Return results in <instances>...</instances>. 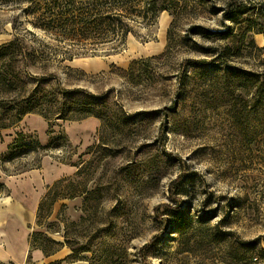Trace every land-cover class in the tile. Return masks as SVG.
<instances>
[{
  "label": "rangeland",
  "instance_id": "rangeland-1",
  "mask_svg": "<svg viewBox=\"0 0 264 264\" xmlns=\"http://www.w3.org/2000/svg\"><path fill=\"white\" fill-rule=\"evenodd\" d=\"M3 1L0 43L16 33L43 47L28 69L54 76L46 87L110 95L119 125L28 113L1 130L41 143L62 130L71 146L3 164L27 214L37 202L22 225L30 257L11 262L9 250L0 264H264V0H177L175 18L161 11L71 60L29 23L28 4ZM48 186L57 198L38 213ZM9 195L0 183V209ZM34 230L46 254L30 249Z\"/></svg>",
  "mask_w": 264,
  "mask_h": 264
},
{
  "label": "trees",
  "instance_id": "trees-1",
  "mask_svg": "<svg viewBox=\"0 0 264 264\" xmlns=\"http://www.w3.org/2000/svg\"><path fill=\"white\" fill-rule=\"evenodd\" d=\"M8 1L12 0L3 2ZM16 1L28 4V11L25 12L31 15L29 23L33 27L49 34L58 43L69 46L61 49L67 54L65 58L68 60L73 55L122 43L129 34H135L136 27L154 24L161 11L167 10L175 18L177 4V0ZM169 42L168 33L167 47ZM39 50L42 54L43 47L30 44L24 35L16 33L11 39L0 43V132L15 126L28 113L40 115L49 126L53 120L56 122L93 116L100 120L102 129L113 131L119 123L114 109L115 102L110 99V95L96 94L83 87H46L45 83L50 82L54 76L38 75L28 69L34 66ZM67 146L71 145L62 130L50 135L45 144L40 142L34 132L17 131L6 150L0 154V168L6 171L3 166L5 162ZM178 180L172 181V184ZM52 188L48 186L39 201L38 213L44 209L46 202L56 200L57 193L52 195ZM29 237L30 249H40L46 254L45 249L35 245V242L42 239L39 232L34 230Z\"/></svg>",
  "mask_w": 264,
  "mask_h": 264
},
{
  "label": "crops",
  "instance_id": "crops-1",
  "mask_svg": "<svg viewBox=\"0 0 264 264\" xmlns=\"http://www.w3.org/2000/svg\"><path fill=\"white\" fill-rule=\"evenodd\" d=\"M1 134V133H0ZM13 140V137L9 140H4L0 135V154L6 150L7 145ZM45 144V143H42ZM32 170L24 171L19 173V175L31 174ZM4 177H6L5 181ZM12 175H4L2 174V170L0 169V183H4L6 187H8L10 191V197H13L15 203H13L12 207L9 209H0V240L4 241V244L0 245V257L7 256L9 250L11 251L12 256L8 258L11 262L23 261L28 254L29 246H28V228L27 230L22 228V225H26L29 223L33 216L34 206H36L37 197L33 199V205L30 208V215L26 213V193H23L24 189L21 187L17 188L14 185L12 186L10 179L13 178ZM25 179V176L23 177ZM8 182V183H7ZM14 183V181H13ZM30 207V206H29ZM12 210L13 214H8L9 211ZM32 213V214H31ZM18 223L19 226H15ZM2 234V235H1ZM4 236L5 240H4ZM5 250V251H4ZM34 254H36V260H40V251L34 250ZM16 260V261H15Z\"/></svg>",
  "mask_w": 264,
  "mask_h": 264
}]
</instances>
